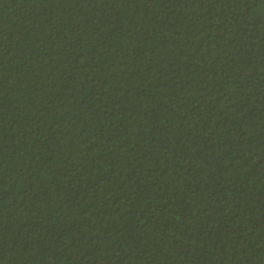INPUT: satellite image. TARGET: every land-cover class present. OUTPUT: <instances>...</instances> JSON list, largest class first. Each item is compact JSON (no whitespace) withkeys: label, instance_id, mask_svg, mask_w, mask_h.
I'll use <instances>...</instances> for the list:
<instances>
[{"label":"trees","instance_id":"16d2710c","mask_svg":"<svg viewBox=\"0 0 264 264\" xmlns=\"http://www.w3.org/2000/svg\"><path fill=\"white\" fill-rule=\"evenodd\" d=\"M0 264H264V0H0Z\"/></svg>","mask_w":264,"mask_h":264}]
</instances>
